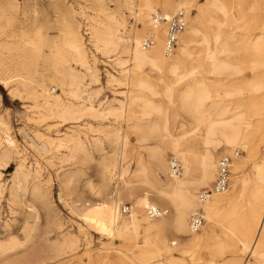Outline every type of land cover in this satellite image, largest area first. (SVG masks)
Segmentation results:
<instances>
[{
  "label": "rangeland",
  "instance_id": "1",
  "mask_svg": "<svg viewBox=\"0 0 264 264\" xmlns=\"http://www.w3.org/2000/svg\"><path fill=\"white\" fill-rule=\"evenodd\" d=\"M139 3L0 0V154L6 149L4 137L9 135L16 144L8 165L0 164V264H86L89 259L100 264H143L135 248L144 246L142 228L136 240L127 239L125 232L113 238L88 227L83 221L84 210L92 204L117 203L123 181H127V187H146L134 178V171L138 158L148 164V150L154 142H141L136 126L158 120L150 108H166L170 133L181 137L190 132L193 122L180 110V95L190 88L191 81L177 84V80L180 74L210 65L207 56L212 52L220 61L228 64L230 59L244 69L241 75L231 77V82L228 72L208 75L207 82L211 89L221 91V97H214L209 108L225 112L230 120L240 114L248 124L245 132L251 134L250 144L234 149L221 145L215 156L218 161L222 155L232 156L239 151L234 164H239L247 188L236 197L237 214L219 217L201 245L182 242L150 264H264V229L260 227L264 196L257 200L253 194L259 185L257 166L264 162V124L248 104H239L241 98L264 93V67L254 66L264 61V0L254 12L250 10L254 5L251 0H229L226 7L233 18L229 26L212 7L202 15L207 2L196 0L187 10L186 29L196 28L200 33L190 37L189 53L177 71L179 76L171 74L170 69L161 73L133 69L129 46L134 48L136 33L142 28L137 20ZM252 14L257 20L252 17L242 29L241 15ZM110 29L113 33L109 37L115 43L104 49L95 34ZM75 40L80 54L73 50ZM228 42L232 48H228ZM257 44L260 50H255ZM42 87L54 97L59 95L63 104H72L78 113L59 118L46 108L43 98L33 97L35 92L41 94ZM170 88L175 91L172 103L166 97ZM12 90L19 95H12ZM90 106L98 111H89ZM72 139L82 141L79 152H70L65 146L66 140ZM181 150L189 153L193 168L206 152L201 138L186 139ZM166 158L168 162L174 158L170 150ZM20 165H24L25 178L21 187L14 188ZM105 166L113 170L109 182L102 176ZM148 166L158 171L151 163ZM124 171L128 172L125 177ZM159 175L163 183L167 181L163 173ZM232 177L233 173L230 182ZM189 179H199L197 170ZM150 181L155 183L152 176ZM232 190L230 184L225 194ZM122 202L121 209L126 205L135 207L134 200L125 196ZM252 213H256L255 221H251ZM221 225L228 228V236ZM207 231L210 225L205 219L198 233ZM172 236L174 230L169 232V239ZM239 240L250 244L257 241L254 257L242 252ZM67 241L75 245L68 247Z\"/></svg>",
  "mask_w": 264,
  "mask_h": 264
},
{
  "label": "bare ground",
  "instance_id": "2",
  "mask_svg": "<svg viewBox=\"0 0 264 264\" xmlns=\"http://www.w3.org/2000/svg\"><path fill=\"white\" fill-rule=\"evenodd\" d=\"M228 1L206 0L207 6L203 8L202 15L207 12L208 8L212 7L216 9L215 12L223 16L224 21L228 22V26L233 24V18L226 7ZM231 1L233 2L234 0ZM238 1L240 2V0ZM241 1L246 2L248 0ZM194 2H196V0H183L181 3H175L173 0H140L137 20L142 28L136 33L134 48L129 46V53L132 54L130 62L133 65V69L140 71L148 69L150 72L156 73H161L164 69H170L171 74L179 76L177 71L181 69L184 58L188 56L189 53L190 37L194 32L200 33V30L196 28L186 29L182 35H184L183 37L186 36L185 38L187 39L184 40L182 35L179 38L178 45L180 39L183 38L181 40L179 54H174L175 50L172 54L168 55L166 54L165 43L166 27L163 23L155 25L153 15L157 11H160L156 10V8H159L162 11H160L162 15L165 18H169L181 9L187 12V10L192 8ZM251 2H253L254 5L250 7V10L254 12L259 8L261 0H251ZM187 16L189 23L188 13ZM252 17L257 20V16L254 14L241 15V20L244 21L242 29H245L247 25L251 23ZM93 33L92 35H94ZM112 33L113 31L111 29L108 30L107 33L98 32L97 30L95 34L97 42L101 44L104 49H109L110 46L114 45L115 41H113V38L109 37ZM148 36L155 37V44L151 49L149 48L150 50H143L142 44ZM73 44L74 52L80 54L78 40H75ZM232 47L233 44L228 42V48ZM260 49L261 46L257 44L255 50ZM207 58L210 60V65L202 69H192L180 74L181 77L177 80V84L191 81L190 88L180 95V110L187 114L193 122L190 132L183 134L181 137L173 136L170 133L169 113L166 108H150L149 111H151V114L155 112L158 116V120L147 124L139 122L136 126L138 133L141 135V142H154V146L148 150V164L146 161H143V159L138 158L137 169L134 171V178L138 179V182L146 187H127V181H123V186L121 190L118 191L117 203L111 204L104 202L101 204H92L86 206L84 210L85 214L83 215V221L88 227L113 238L116 236L119 237L121 233L125 232L124 235L127 239L136 240L139 235V229L142 228L145 239L144 246L135 245V248L139 251L136 255L143 264H150L154 259H161L164 254L177 249L182 242H188V244L194 246L201 245L205 240L204 236H208L209 232H212L214 228L213 224L217 223L219 217L223 215L228 216V213L232 216L237 214L236 197L242 194L247 188V181L240 176L241 168L237 166L239 165L238 163L236 165L234 164L235 160H237V158H234L231 169V173H233L232 183L230 182L233 189L231 193L225 194L226 190L224 194H215L212 196L214 198H210L205 202H201L200 193L197 194L198 190L210 186L215 181L218 162L223 155L218 161H216L215 156L220 150L221 145L226 146L227 149H234L250 144L252 139L250 132H245L248 130V124H246L242 116H239L240 114L237 115L236 118L230 120L225 118V112L220 113L218 112L220 110L216 108H209V106H211L210 101L214 97H221V91L219 88L211 89L209 87L207 82L208 75L218 76L228 72V82H231L230 78L241 75L244 69L239 68L230 59H228V64L220 61L216 52L208 53ZM254 66L264 67V61L256 62ZM3 82L6 86L8 85L7 82ZM142 83L146 84L147 81H143ZM10 93L14 96L19 95L13 90ZM32 95L35 99H37V97L43 98L47 105L46 108L55 112L59 118L65 119L78 113L72 104H63L59 95L54 97L52 92L44 87L41 88V94L35 92ZM166 97L169 102L172 103L175 97L174 88H170L166 91ZM239 104H248L252 112L262 118L264 124V106H262L264 105V93L263 95L250 96L248 99L241 98ZM88 110L93 112L98 111L93 106H90ZM188 138L194 140L201 138L206 150L205 154L197 160L196 168H193V160L189 153L181 150V146ZM3 139L6 143V149L0 154V164L8 165L12 149L16 148V144L9 135ZM64 141L59 142L60 146H64ZM52 143H54V141H52ZM66 143L65 146L67 149L73 153L79 152L83 148V143L80 139L66 140ZM45 145H47V143H45ZM167 150H170L173 153L174 159L180 162L182 167L180 176L175 177L172 175L171 162H168L166 158ZM189 152L191 151L189 150ZM232 156H234V154ZM149 163L158 171L150 168L148 166ZM114 167L112 169H114ZM23 168L24 165H20L17 169L14 176V188L21 187L22 185V180L25 178ZM196 170L199 179H189L192 172L194 173ZM127 173V171H124L123 176ZM159 173H163L167 181L163 183ZM102 176L105 182L111 181L113 170L105 166L102 169ZM150 176L154 178L155 183L150 181ZM256 179L259 185L254 188L253 194L258 200L264 196V162L262 166H257ZM239 188L241 190L238 192ZM124 196L125 198L134 200L136 207L132 206L131 212L126 216L127 218H125L122 213V209L125 206L122 207V209L120 207L123 203L122 200ZM199 208L204 210L205 219L208 225H210V231L205 232L203 235L193 232L190 225L194 213ZM148 209L160 210L163 214L157 219H151L148 216ZM252 217L251 221H255L256 213H252ZM126 219H128V221ZM221 227L224 228L225 234L228 236V228L224 227V225H221ZM247 227L249 230L252 228L251 224ZM260 227L264 229V219ZM171 230H174V236H172V239H169V232ZM212 237L213 235H211V238ZM239 241L242 246V252H249L250 255L254 257L257 250V241L254 244H250L248 241ZM67 245L72 248L75 244L72 241H67ZM86 264L100 263L96 260L89 259V262ZM123 264L126 263L123 262ZM202 264L216 263L207 262Z\"/></svg>",
  "mask_w": 264,
  "mask_h": 264
},
{
  "label": "built area",
  "instance_id": "3",
  "mask_svg": "<svg viewBox=\"0 0 264 264\" xmlns=\"http://www.w3.org/2000/svg\"><path fill=\"white\" fill-rule=\"evenodd\" d=\"M175 3H181L183 0H173ZM155 25L163 23L166 27V54H172L178 47L180 36L185 32L188 26L187 12L183 9L179 10L169 18H165L160 11H157L154 15ZM155 37L148 36L142 44L143 50H147L154 46ZM240 157V152H235L234 156L223 155L217 168V174L215 181L210 189L202 191L200 194V201L205 202L215 194L224 193L230 187L231 169L234 158ZM171 172L172 175L177 177L181 175L182 167L177 159H171ZM122 213L127 215L131 212L132 206L126 205L122 209ZM163 212L156 209H148V216L151 219H157L162 216ZM205 223L204 211L199 208L193 215L190 225L193 232L198 233L202 230Z\"/></svg>",
  "mask_w": 264,
  "mask_h": 264
}]
</instances>
